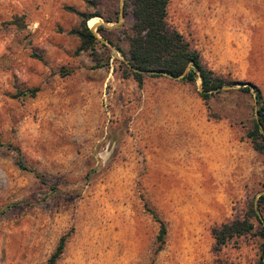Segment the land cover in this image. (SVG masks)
Listing matches in <instances>:
<instances>
[{
    "label": "rangeland",
    "instance_id": "1",
    "mask_svg": "<svg viewBox=\"0 0 264 264\" xmlns=\"http://www.w3.org/2000/svg\"><path fill=\"white\" fill-rule=\"evenodd\" d=\"M124 3L0 0V264H47L61 236L54 264H257L254 217L220 248L210 231L264 194L238 83L264 103V0H168L167 23L232 82L206 99L198 78L122 77ZM83 17L97 42L80 51Z\"/></svg>",
    "mask_w": 264,
    "mask_h": 264
},
{
    "label": "trees",
    "instance_id": "2",
    "mask_svg": "<svg viewBox=\"0 0 264 264\" xmlns=\"http://www.w3.org/2000/svg\"><path fill=\"white\" fill-rule=\"evenodd\" d=\"M167 3L168 0H125L124 6L129 8L131 23L129 33L124 35L127 41V51L124 60L121 61L123 65L122 77L131 76L137 84H141L145 76L158 77L164 76V74L170 75L172 78L179 76V81L187 83H192L198 78L202 89L199 95L206 99L211 93L218 91L221 86L232 82L213 74L202 66L197 51L176 29L167 23ZM86 19L83 17L78 28L74 30L80 40L78 45L80 51L92 49L94 43L97 42L85 24ZM238 83L244 82L238 81ZM239 88L242 91L252 90L254 92L253 100L257 105L255 110L257 119L253 121L251 143L255 151L264 155V103L260 90L252 83ZM16 163L19 168L39 177L34 169L26 167L22 163L18 155ZM261 200H264V194L250 206L249 211L242 218H234L211 229L210 233L216 248H220L234 237L248 234L252 229L250 218L254 217L261 224L263 230L261 231L263 238L261 255L257 264H264V221L257 213V206ZM153 218L158 222L156 234L158 245L154 250L156 252L163 243L165 226L154 213ZM64 242L65 237L61 236L49 255L47 264L55 263Z\"/></svg>",
    "mask_w": 264,
    "mask_h": 264
},
{
    "label": "water",
    "instance_id": "3",
    "mask_svg": "<svg viewBox=\"0 0 264 264\" xmlns=\"http://www.w3.org/2000/svg\"><path fill=\"white\" fill-rule=\"evenodd\" d=\"M88 29H91V27H88ZM182 74H183V73H182ZM165 75H167V74H165ZM167 76L172 77V76H170V75H167ZM180 76H181V75H180ZM178 77H179V76H178ZM178 77H175V78H178ZM242 84H244V85H248V83H246V82H245V83H241V84L239 83V85H242ZM222 88H224V87H222Z\"/></svg>",
    "mask_w": 264,
    "mask_h": 264
},
{
    "label": "bare ground",
    "instance_id": "4",
    "mask_svg": "<svg viewBox=\"0 0 264 264\" xmlns=\"http://www.w3.org/2000/svg\"><path fill=\"white\" fill-rule=\"evenodd\" d=\"M89 22H90V25H91V26H93L94 23H95V21H93V19H91ZM95 24H96V23H95Z\"/></svg>",
    "mask_w": 264,
    "mask_h": 264
}]
</instances>
